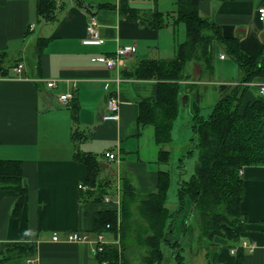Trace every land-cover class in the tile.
I'll return each mask as SVG.
<instances>
[{"label":"crops","instance_id":"0c3cea01","mask_svg":"<svg viewBox=\"0 0 264 264\" xmlns=\"http://www.w3.org/2000/svg\"><path fill=\"white\" fill-rule=\"evenodd\" d=\"M171 1L175 9L170 14L162 0H56L54 18L45 20L37 14V0H0V53L5 55L0 71V159L22 161L27 187L25 202L18 212L14 211L17 194L0 188V264H101L92 243L66 241L64 237L70 231L95 233L94 215L110 207L120 208L122 185L117 190L116 186L112 188L111 193L108 190L100 202L83 201L88 169L75 159L76 148L95 156L100 175L111 170L141 194L148 193L155 190L159 172H167L170 179L169 170L164 168L172 163L173 156L183 154L184 143H179L173 134L179 114L199 107L208 85L215 84L218 101L221 92H227L243 78L238 63L240 80L220 82V65L213 56L208 75L202 72V62L188 61L184 76L176 81L178 111L171 141H157L154 125L141 119V115L146 111L145 103L152 105L157 101L160 81L139 78L132 72L141 59L174 58L177 45L185 41V24L176 21V4ZM122 4L137 10L139 17H126L120 11ZM261 5L264 0H200L199 14L219 26L224 36L236 37L243 52L260 57L264 56V23L257 15ZM152 12L163 13L165 25L154 28L147 24L142 17ZM91 14L97 19L100 35L105 39L103 44L82 43ZM180 24L184 36L178 38L176 26ZM39 38L46 42L37 51ZM216 43L228 53L218 41L212 51ZM123 45H131L132 50L122 55L115 66L107 67L95 59L102 54L111 55ZM219 57L224 59L225 55L221 53ZM19 62L23 64L22 77H12L13 66ZM255 79L256 84L250 86L256 88L251 91L256 96L259 85L264 84V75ZM47 80H56V86L48 87ZM65 92H72L73 98L62 102L58 96ZM110 94L120 100L117 120L102 118ZM73 106L77 107L74 118ZM105 152L115 157L108 160ZM241 170L240 209L248 224L238 243L217 245V264H234L237 257L241 264H264V165H246ZM79 184L85 188H79ZM114 193L116 201L111 200ZM168 200L167 197V208ZM176 204L173 211L168 208L169 212L179 209L178 196ZM186 220L185 212L174 220L171 237L185 244L183 256L193 264L200 252V235L194 217L195 233L193 237L186 235L190 225ZM53 234L60 239L54 240ZM243 240L249 246H242ZM25 243L34 244L35 251L17 252L16 245ZM235 245L242 249L238 254L230 251ZM169 255V262L173 261L172 250Z\"/></svg>","mask_w":264,"mask_h":264},{"label":"trees","instance_id":"16d2710c","mask_svg":"<svg viewBox=\"0 0 264 264\" xmlns=\"http://www.w3.org/2000/svg\"><path fill=\"white\" fill-rule=\"evenodd\" d=\"M174 1L176 21L185 24V41L177 45L174 58L141 59L132 72L139 78H156L160 81L157 101L152 105L145 103L146 111L141 115V119L154 125L159 143L171 141L170 132L178 111L176 81L184 76L185 65L190 60L202 62L207 69L212 66V45L215 41L224 44L229 55L242 68V82L250 81L256 72L264 74L263 56L252 57L243 52L236 37L224 36L219 26L202 18L199 14L200 0ZM55 7L56 0H37L39 18L53 19ZM120 11L131 19L139 17L137 10L127 4H122ZM142 18L154 28L167 22L160 12H152ZM45 40H37V51L42 49ZM4 60L5 55L0 53V71L3 69ZM224 89L225 86L222 85L221 91ZM235 90L221 92L222 95L211 113L207 117L198 115L195 118L193 126L198 139L193 142L197 149V161L189 179H181L178 183L180 206L177 215L169 212L165 206L170 181L165 171L159 172L155 190L145 195L138 192L128 180H122L120 216L116 210L100 211L94 215L93 232L111 231L119 240V247L106 246L96 256L101 264L104 260L109 264L166 263L167 257L163 251L165 247L171 248L175 264H186L180 241L170 236L175 217L185 212V205L188 203L191 206L190 215H193L203 238L210 240L217 235L235 243L239 242L240 233L247 220L240 209L243 196L241 169L246 165H264V99L257 94L252 101H245L248 92L239 91L238 87ZM76 113L77 107L73 106V118ZM164 156L161 154V158ZM74 157L88 169L85 180L86 195L93 194L92 197L101 201L107 191H95L98 183L105 182V177H100L101 168L95 156L76 148ZM0 188L11 189L17 194L14 211L18 212L27 195L21 160L0 159ZM16 247L17 252L23 251L25 254L35 251L34 244L25 243ZM141 249L145 250L144 254L140 257L136 255V259H140L137 262L132 260L130 256L133 252ZM240 250L242 249L237 248L236 254ZM212 255L207 264H217L215 253ZM168 262L169 259L166 264ZM234 264H241L240 257L236 258Z\"/></svg>","mask_w":264,"mask_h":264},{"label":"rangeland","instance_id":"374dc122","mask_svg":"<svg viewBox=\"0 0 264 264\" xmlns=\"http://www.w3.org/2000/svg\"><path fill=\"white\" fill-rule=\"evenodd\" d=\"M164 9L166 10V12L168 13H172V10L175 9L174 5L172 4L171 0H162V5H164ZM163 7V6H162ZM183 26L177 25L176 26V36H178V38L183 37ZM171 50V47L168 49V51ZM213 57L215 59V62L219 63L220 65V72L218 76V79L220 82L222 81H235V80H240L239 78H241V70L238 67L237 62L226 52L225 48H223V46L221 44L216 43L213 49ZM223 53L225 55V58L222 59L219 57V55ZM262 57V56H260ZM259 57V58H260ZM263 59V64H264V56L262 57ZM215 65V64H214ZM204 69L202 72L205 73L204 75H208V69L207 67L204 65ZM258 70L259 67H257ZM264 75L263 73H259L256 72L254 76H251L250 81L247 82H242L241 80L234 85H232L227 92H232V90L238 87L239 91L244 90L245 92H250L246 93V97H245V101L249 100L252 101V97L253 99L255 98L252 94V92L256 91V88L253 87V85L250 86V84H256V80L255 77L256 76H261ZM237 90V89H236ZM235 90V92H236ZM252 91V92H251ZM218 95L219 92L216 91L215 89V84L214 85H208L207 88L204 89V92H202V96H201V100L199 103V107L193 108L192 112H190L189 110L188 113L187 112H183L180 113L178 118L176 119L175 123H174V129H173V134L174 136L179 140V143H184V145L182 144L184 151L181 153L182 155L180 156H173L172 159V163L170 165L167 166V168L164 169H168L167 171L170 173V181H169V189H168V202H167V206L168 208H170V211H173L174 206H176V200H177V188H178V183L181 179L184 180H188L190 175L193 173L194 170V165L195 162L197 161V149L194 147V142L198 139L197 136V132L196 129L194 128V122H195V118L199 115V116H204L207 117L212 109H213V105L215 104V102L218 99ZM242 110V109H241ZM187 143V144H186ZM178 146H180L181 144L175 143ZM179 167V169H178ZM110 169V168H109ZM111 171V170H110ZM109 170H104L102 172L103 177H105V182H100L98 183L99 186H97V188L95 189L96 192L99 191H107V193H111L112 188H114L116 186V190L118 189L119 185H122V178H119L118 176H115V174H113L114 172H110ZM101 175V176H102ZM100 176V177H101ZM103 185H107L104 186ZM102 186V187H101ZM109 190V191H108ZM122 191V188H121ZM117 193L111 194V200L112 201H116L117 198ZM146 194V193H145ZM143 194V195H145ZM93 194H89L88 195H82V200L83 201H97L96 198L92 197ZM100 202V200H99ZM189 203L187 205H185V214L187 217L186 220V224H190L188 225V230H187V236L188 237H193V234L195 233V224L192 220V214L190 215V208L188 209ZM109 210H116L118 216H120V210L119 208H109L107 209V211ZM179 209L177 208V210L175 212H171L174 213L175 215L178 214ZM100 212V211H99ZM181 214V213H180ZM178 217H175L174 220H176ZM118 223V222H117ZM245 224H248V220H246ZM118 225V224H117ZM190 228H192V233L190 232ZM198 231V230H197ZM200 235V232H199ZM115 236V235H114ZM224 236V234H223ZM171 237V236H170ZM172 238V237H171ZM173 240V239H172ZM248 240V239H246ZM199 242V241H198ZM227 242H232L229 239H226L224 237H220L217 235L212 236V238L209 240L208 238H203L200 235V242L198 243V246L200 248V252L198 253V257H195L194 259V263L193 264H207V262L209 261L210 257H212V253H214V249H216L217 245L219 246H225L227 244ZM182 246V251H184L185 248V244L181 243ZM121 249H119L120 251ZM171 251L170 247H165V252L164 254L166 255V263H167V259L170 256L169 253ZM145 250L141 249V250H135L133 252V254L130 256L132 258V260H136V262L140 259H136V255L140 257L141 254H144ZM189 254V253H188ZM183 255V252H182ZM209 256V258H208ZM185 262L186 264H189L188 260H187V256L185 257ZM166 263H162V264H166ZM109 264V262H108ZM133 264V263H132ZM137 264H140V262H137ZM168 264H175L174 258L173 261L170 260V262H168Z\"/></svg>","mask_w":264,"mask_h":264},{"label":"built area","instance_id":"2783aa9c","mask_svg":"<svg viewBox=\"0 0 264 264\" xmlns=\"http://www.w3.org/2000/svg\"><path fill=\"white\" fill-rule=\"evenodd\" d=\"M257 15L258 20L261 23H264V6H258L257 8ZM33 27V24L31 25ZM105 39L100 35L99 29H98V22L94 15H90L89 20L86 25V32L85 36L82 38V43L86 45H100L103 44ZM132 50L131 45H123L119 46L115 52L111 55L102 54L97 56L95 59L99 62L104 63L107 67H113L116 65L117 60L124 54L130 52ZM223 57V56H221ZM14 74L12 77L21 78L22 77V70H23V64L21 62L15 64L13 66ZM46 85L48 87H55L56 86V80H47ZM258 92L261 94V96H264V84L259 85ZM73 98L72 92H65L58 96V99L62 102H67ZM107 104V110L103 114L102 118L104 120H117L119 118V110H120V100L118 97L114 94H110L107 97L106 100ZM105 158L108 160L113 159L115 156L113 153L105 152L104 154ZM85 188L83 184H79V188ZM105 200H109L108 197H105ZM106 227L108 228L109 225L107 224ZM115 235V236H114ZM52 238L54 240H59L60 237L58 234H53ZM64 239L66 241H84V242H90L93 245V253L95 256H98L99 253L103 252L106 246H117L119 247V240L116 234L109 232H95L93 234H90L88 232H79V231H70L65 234ZM242 246L249 244L243 240ZM238 248L237 245H235L233 248H231V252H236V249ZM103 264H108L106 260L102 262Z\"/></svg>","mask_w":264,"mask_h":264}]
</instances>
